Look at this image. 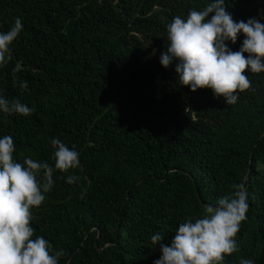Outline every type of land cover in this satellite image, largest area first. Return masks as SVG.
<instances>
[{"label": "trees", "instance_id": "1", "mask_svg": "<svg viewBox=\"0 0 264 264\" xmlns=\"http://www.w3.org/2000/svg\"><path fill=\"white\" fill-rule=\"evenodd\" d=\"M210 2L0 0V32L17 17L23 23L0 68V94L35 109L0 112V138L12 136L17 162L30 157L54 169L31 224L33 239L64 252L58 264H154L161 243L232 195L234 184L245 186L249 207L238 251L224 264H264V72L248 71L251 89L228 105L211 89L180 85L175 62H160L167 25ZM225 3L235 21L264 23V0ZM243 39L228 46L239 51ZM54 138L79 153V168L55 169ZM156 233L164 240L154 245Z\"/></svg>", "mask_w": 264, "mask_h": 264}, {"label": "clouds", "instance_id": "2", "mask_svg": "<svg viewBox=\"0 0 264 264\" xmlns=\"http://www.w3.org/2000/svg\"><path fill=\"white\" fill-rule=\"evenodd\" d=\"M23 31L19 17L7 32H0V68L13 58L12 45ZM243 34L239 51L236 44ZM167 51L160 57L162 66L174 62L179 84L198 89H211L216 98L223 97L228 105L239 99L238 93L251 89L247 72H264V23L249 18L237 22L228 12L225 0H213L202 10H190L186 18L177 15L167 25ZM247 53V56H245ZM21 70L17 61L13 83ZM21 90L28 89L27 81L19 82ZM35 111L19 99L9 101L0 94V112L29 116ZM55 149V169L68 172L80 167L79 153L60 139L50 141ZM16 146L12 136L0 138V264H58L64 252L53 255L51 245L43 236H34L33 208H39L45 193L54 186L53 167L30 157L23 163L14 159ZM43 173V183L38 176ZM76 176H68L74 184ZM230 196H223L215 206L206 205L202 218L189 219L178 226L169 244L161 243L162 255L154 264H224L225 257L238 251L237 236L247 219V192L243 184H234ZM160 233L152 235L154 245L162 242ZM240 264H253L241 259Z\"/></svg>", "mask_w": 264, "mask_h": 264}]
</instances>
